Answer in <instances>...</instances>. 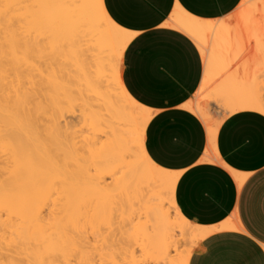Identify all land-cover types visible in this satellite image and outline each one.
Masks as SVG:
<instances>
[{"label":"bare ground","instance_id":"obj_1","mask_svg":"<svg viewBox=\"0 0 264 264\" xmlns=\"http://www.w3.org/2000/svg\"><path fill=\"white\" fill-rule=\"evenodd\" d=\"M64 2L83 4L86 0ZM37 3L0 0V213L25 220L13 247L38 242L43 249L31 250L22 259H13L19 255L16 251L11 259L6 254H0V259L11 260L6 264H46L47 249H54L56 244L53 247L40 229L41 211L46 206L53 213L58 206L59 218H53L50 226L63 244L77 241L83 248L89 240L84 225L92 229L104 225L112 228V234L117 233L112 243L118 247L124 235L127 241H135L136 234L126 229L135 220L138 228H134L138 232L141 229L146 242L149 264H188L193 246L208 231L179 213L171 179L174 176L177 180V175H161L146 153L139 158L136 155L137 113L133 109L138 106L128 97L118 66L112 63L119 38L85 8L61 10L67 25L59 30L47 28L41 23L45 12L36 7ZM241 5L245 7L230 22L225 21L213 32L212 21L199 37L211 56L199 91L219 82L212 95L205 96L207 100H194L185 108L201 119L211 139L222 120L240 110L238 91L258 99L263 88L258 73L264 72V0H242ZM28 33H34V42L40 38L35 44L36 57L49 60L51 72L44 82L50 95L45 103L32 101L21 86L20 70L28 66L33 53ZM71 67H75L76 75ZM73 82L84 95L83 115L72 110ZM143 118L148 120L149 116ZM81 122L89 134L73 132ZM162 195L167 196V207ZM50 201L54 210L47 207ZM120 249L128 264L138 263L133 250Z\"/></svg>","mask_w":264,"mask_h":264},{"label":"snow or ice","instance_id":"obj_2","mask_svg":"<svg viewBox=\"0 0 264 264\" xmlns=\"http://www.w3.org/2000/svg\"><path fill=\"white\" fill-rule=\"evenodd\" d=\"M38 9L44 10L45 15L41 23L52 30L64 28L68 20L61 13L63 9L85 8L94 19H102L107 25L108 31L114 37L119 38L116 51L112 54V63L118 66V70L124 73L125 91L138 106L133 109L137 113L136 155L143 157L147 153V160L160 171L161 175L169 172L180 174L179 180L173 176L172 181L179 189L193 172V166L200 169L198 161L203 152L212 153L211 148H205L206 133L202 132V142L195 156L186 163H168L185 159V154L192 151L190 144L186 143L181 134L165 130L164 122L171 116L176 115L168 111L173 105L166 104L164 98H155L150 95L147 84L141 85L138 81L137 70L143 63L147 49L151 45H161L170 48L175 54L177 69L164 73L165 79L173 83L174 87L180 88V73H195L199 82L205 69L211 63L208 48L205 47L199 37L207 32L210 22L213 32L215 28L225 21H231L236 13L245 7L240 0H86L85 3L70 4L64 0H38ZM134 33V35H130ZM131 41V42H129ZM127 45V47H124ZM123 56H120V51ZM23 79L32 80L35 73L21 69ZM20 72L17 76H20ZM32 85H25V91ZM239 102L233 115L237 121H260L264 124V91L257 99L255 95L238 91ZM182 96L174 102L175 107L186 100ZM145 109H151L145 113ZM151 116V120L143 118ZM147 125V127H145ZM220 160L227 165L226 168L213 167L210 171H216L225 177L232 191V200L235 203L236 178L228 171L229 168L236 170L227 156L221 154ZM212 165H218V160L213 157ZM264 178V172L258 174ZM254 182L249 178L244 184L245 192ZM243 194L241 199L243 201ZM227 216V214H225ZM225 217H221L223 221ZM189 264H192L190 261Z\"/></svg>","mask_w":264,"mask_h":264},{"label":"crops","instance_id":"obj_3","mask_svg":"<svg viewBox=\"0 0 264 264\" xmlns=\"http://www.w3.org/2000/svg\"><path fill=\"white\" fill-rule=\"evenodd\" d=\"M173 70H178L173 51L161 45H151L137 75L141 85H148L152 97H163L166 104L173 105L168 111L176 115L164 122L165 130L181 134L183 140L192 147V151L185 154V159L168 163H186L195 156L202 142V132L206 133L205 148L212 149V153L203 152L198 161L200 169L197 170L194 165L192 174L179 189L175 183L174 201L181 216L208 231L192 252L189 262L264 264V178L258 175L264 172V124L260 121H237L233 115H228L218 126L214 137L209 138L201 119L185 108L187 103L195 100L203 75L198 82L195 73H180V88L177 89L163 78L165 72ZM120 78L125 89L122 71ZM182 96L187 99L178 108L175 107L174 102ZM151 119L149 116L148 120ZM221 154L237 166L236 170L228 169L236 178L235 203L225 177L209 170L213 167H227L219 159ZM213 157L218 160V165L211 164ZM170 173L176 174L179 180V173ZM249 178H254V182L245 192L244 184ZM221 217H225L223 221Z\"/></svg>","mask_w":264,"mask_h":264},{"label":"rangeland","instance_id":"obj_4","mask_svg":"<svg viewBox=\"0 0 264 264\" xmlns=\"http://www.w3.org/2000/svg\"><path fill=\"white\" fill-rule=\"evenodd\" d=\"M27 4H28V2H27ZM28 6L30 7V4H28ZM29 34H31V35H29ZM32 34L34 35V33H28V35L26 37H27L28 41L33 46V53L29 56V59L27 61L28 66L26 65V67H24L23 69L25 71L35 73V75L32 76L31 81H27V80L23 79L21 86L25 91V85L28 83H31L32 86L27 89V93L30 95L31 100L35 101V102L40 101L42 103H45L49 99L50 91H49L48 85H46L44 81L48 77L49 73L51 72V69L49 67V60L47 58H45V57L41 58L40 56L36 57L37 53L35 52L36 51V48H35L36 45L35 44L38 45V43H39L38 40L40 38H38V40L36 41L37 43H36V42H34L35 38L33 39L34 36ZM240 64H241V62H239L233 68L238 67ZM71 71H73L75 74V72H76L75 67H71ZM232 71H233V69H231L229 73H232ZM23 75H24V73L22 74V76ZM258 76L260 77V79L258 80L259 82L261 80H263L261 83V84H263V88L261 90L264 91V72L258 73ZM218 82L216 81L214 85H213V83H211V84L207 85L204 89L200 90L197 93V95L195 96V100H197L199 102H203V101L207 100L212 95V91L214 90L213 87H215ZM73 83H74L73 85L77 84L76 82H73ZM73 85L71 87V90L74 93V94L73 93L72 94L74 95L75 100L73 102V109L72 110L75 111V112L73 111L75 115H83V114H85V110H84L85 108L83 106L84 105L83 104L84 103V100H83L84 95L81 93L82 89H80L78 87L79 86L78 84H77L78 86L76 85L75 88ZM77 88L80 90H78ZM75 92H77V93H75ZM78 92H80V93H78ZM205 96L208 98H206ZM82 122L79 124H76L74 129H73V132L75 131L77 133V135H80L82 133H83L82 135L89 134V132L84 131L85 129L83 128L84 126L82 125ZM81 130H83L84 132H82ZM108 178H110V177L109 176L107 177V181L110 180ZM162 198L165 202V207H167L168 206L167 196L162 195ZM53 201H50L51 203H48L47 207L52 206ZM56 202L57 201H55V204H57ZM60 203H61V201H59L58 204L60 205ZM51 209L54 210L53 206ZM55 209L57 212L53 211V213H51V212H49L48 208H46V206H44L42 211H41V217L43 218V220L41 218V222H40L41 224L39 223V225H41L40 229L43 231L45 236H47L49 238V240H51L52 243H54V244H52L53 247L56 244L54 249H52V247L47 249L48 254L46 257H48V260H46V258L44 260V262L46 264H65L67 261L68 262L66 264H83L84 261H85L84 264H128L129 262L124 260V255L120 251L121 250L120 248H122L123 251H125L126 249L127 250L129 249V250H133L135 252V255L137 258L136 261H138V263L136 262L135 264H149V260L147 257V246H145L146 242H145L144 237H141L142 231L140 229V231L138 232L134 228L135 226L138 228V225L136 224L137 221L134 220V222L126 228L129 234L130 233L132 235L136 234V235H134L135 241H133V242L127 241V239H125L126 237L124 235L123 237H125V238L121 237L122 238L121 244L117 247V246H114L112 243V241L114 240L113 234H115V235L117 234L116 232H114L112 234V228H107V226L99 225L96 228L92 229L87 225L85 226L83 221L81 220V223L84 225L85 234L87 233L86 235L84 233L83 234L85 236H87V235L89 236V237L88 236L86 237L87 239H89L88 240L89 244H88V242H87V244H84L85 247L83 246V248H85V249H83L81 247L82 244H80V242L74 241L71 244H67V243L63 244V243H61V241H58L55 238V236H54L55 235V231H54L55 228L50 226L51 222L53 221V218L54 219L59 218L58 206H57V208L55 207ZM54 213H58V215L56 214V217H54L55 216ZM51 214H53V216ZM135 214H137V213H134L131 216H133ZM44 215H45V218H44ZM49 215H51V217ZM135 216H133L132 218H134ZM60 217H62L61 214H60ZM1 218H2V220H1ZM9 220L11 221V223ZM24 225H25V220H23L21 217L19 218V216H16V215L15 216L14 215H8V214L1 211V213H0V242H1L0 254L9 255L10 259H11L12 252L14 254V252L16 251L19 255L14 254L16 257L14 256L13 259H16V258L22 259L31 250L39 249L41 251L43 249V246L39 245L38 242H32V243L24 245V246L15 244L17 247H15V246L13 247L12 242H17V239H16L17 233ZM129 229H130V231H129ZM134 231H136V232H134ZM75 239H76V237H75ZM87 239H85V241H87ZM117 239H119L118 235H117ZM124 240H126V241H124ZM182 241H183V239H182ZM199 242H197L193 246V248H192L193 251L196 249ZM9 243L12 244L13 248L10 246ZM6 244L9 246H6ZM86 247H88V248H86ZM62 248H63V251H62ZM183 249H185V247H182V250ZM83 251L86 252L87 256L82 254ZM83 255L86 258L84 260L81 257ZM49 256H50V258H49ZM144 257L146 258V260ZM0 258H1V256H0ZM79 258H81V259H79ZM49 259L50 260L52 259L53 262L54 261L55 262L50 263L51 261H49ZM8 261H11V260L0 259V263L3 262L4 264H6ZM86 261H87V263H86Z\"/></svg>","mask_w":264,"mask_h":264}]
</instances>
